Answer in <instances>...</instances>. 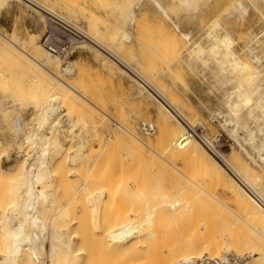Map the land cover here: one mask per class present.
I'll use <instances>...</instances> for the list:
<instances>
[{"label": "rangeland", "instance_id": "rangeland-1", "mask_svg": "<svg viewBox=\"0 0 264 264\" xmlns=\"http://www.w3.org/2000/svg\"><path fill=\"white\" fill-rule=\"evenodd\" d=\"M1 1L3 2L1 3ZM1 1H0V40L2 39L1 34L5 35L8 38L13 39L14 42H16L17 46H12L14 53L11 54V52L9 53L7 49L2 50V42L0 41V166H1L0 168H4L5 170L12 172L16 169V165L19 166L18 163L20 165L21 163L23 164L26 163V167L22 164L26 170V168L30 163L29 160L34 159V161L31 162V164L35 162L37 151L34 149L33 140H31V142L29 143H24V140H26V138H28L29 135L30 137L35 135L38 139H40L42 143H45L46 139L49 137L50 138L54 137V139L55 137H57V139L59 138V142L60 143L62 142L61 145H63V148L59 150L49 151L50 153L47 157L49 158L50 162L52 161L51 176L50 179H47L44 182V184L39 187L40 189H42L41 187L45 186V188L47 189L49 188V190L53 191V193H55L53 195L54 197L53 199L55 198L57 199V201L55 199L56 202H54V204L55 203L57 204L53 205L52 208L48 206L49 204H45L44 202L39 201V210H41L42 218L43 220L45 219L44 221H46L45 224L47 226L44 235L42 236L39 235L40 239L38 242V246L40 245L43 246L44 248L38 249V253L40 255L38 262L40 264L41 262L42 263L44 262L43 264L46 263L50 264L51 261L50 249L52 252L51 245L52 244L59 245L52 240V236H55L56 231L58 232V230L64 229L62 228L63 221L61 220L62 221L61 222L60 220H58V217L60 216V213H62L63 210L65 209L66 212H69L70 210V212L68 213V215H71L72 217V218L69 217L70 219L73 220V218L76 215L77 217L75 218L79 219L78 221H83V222H78L77 219L73 220L74 222L76 221L79 224L80 223L83 224V227L86 226L85 230L86 231L88 230L89 232L92 228H94L92 229L93 233H97V235H95L92 234V232H90L91 235L90 237L89 232L86 233V231L84 230L82 231L83 232L82 233L81 230H83V228L81 230L78 229L80 230L78 233L81 232L80 234L83 236V239L84 238L87 239L88 237L91 240H93V238L94 237L95 238L94 241H92L93 243L88 242L90 241V239L87 240L88 245L87 244L85 245L88 246L89 249L88 247H84V245L82 246L81 244L82 240L80 245L78 243L79 247H77L76 244V248L78 249L82 246L85 249H87V252H90L92 257L93 256H95V258L98 257L96 259L97 264L115 263L113 261L114 257L110 254L107 255L108 252L106 253L107 246L105 244V239L102 235L103 230L109 224V222L110 221L113 222L112 220H110L111 219L110 213H112L113 211L112 208L115 211L117 209L121 211V212L116 211V214L114 211L112 214V217L114 218L115 216L116 217L115 219L119 221L122 218L125 217L129 218L133 216L134 214L133 210L135 209L131 210L130 207L132 208V206H136V203H140L141 205H143V203L146 204L149 203L151 204L150 207L151 206L153 207L156 203L160 202L161 200L158 197V195L167 192H168L167 194L172 197H178L176 196L175 189H172L174 188V183H175V181L172 180L174 178L170 175L173 173L172 172L173 170L171 171L170 169L172 167H170L168 163L166 164L168 155H165L160 151L163 149V147H161L160 145V136L162 132L159 127V113H158L161 104L149 92H146L148 96L147 98L140 97L137 92L138 91L137 86L140 87L139 84L135 82V80L132 79L130 76H128L122 69H120L119 66H117L108 58H106L99 51L88 46L87 45L89 44L88 41L86 42L79 41L75 43V47H74L75 52L69 58V60L65 61V63L59 60L60 62L57 61L58 66H52L53 67L52 72L54 74H51L45 71L44 69L36 66V64L33 63L24 54L23 47H25L26 50H29L31 44H37V46H39L42 51L48 54L41 46L44 35L48 30L51 29V24L47 19V15L45 14V17L42 16L41 14L35 12L34 10H32L31 8H29L28 6H26L25 4H23L18 0H1ZM37 1L43 4L44 6H46L47 8L52 9L53 11L59 13L60 15L65 16L70 21L78 24L83 29L87 30L92 36L95 37L96 35H98L96 36V38H98V40L106 47L111 46L110 48H112L113 46L114 50L118 52L116 54H120L117 56H122L120 57L121 59L124 57L126 58V60L133 62L132 64H139L140 69L134 67L139 73L142 70L149 76L153 77L155 81L166 90L168 95H172L170 97L172 98L174 97L177 100L176 102L178 104L180 103L183 108L185 107L184 113L186 114V116L187 115L189 116L191 123L194 122L192 125L198 126L200 123H202L205 126L207 136L210 137V139L213 142V145L216 147V150L220 151L221 155H223L227 159L234 158L232 160H236L235 162L239 164L245 163L244 165L246 166V168H248L254 174L260 176L262 181L264 182V159H261L259 153L254 150L255 149L254 145L260 144V141L263 138H259V140H255L256 143L254 142L255 144L253 145L251 143L249 144L248 141L249 139L248 137L250 135L251 128L253 127L254 122L246 117V119H249L248 122L245 121L240 122L241 123L239 126L240 131L238 130V132L235 133L232 131L235 128L234 125L235 123L233 124L227 123L224 117V115L227 112L226 111L227 109L224 106V101L226 99V96L229 94V92H232L235 89V87L238 85L239 83L238 81H242V82L248 81L249 77L252 76V74L256 75V71H257L260 74L257 75L258 77L255 80H249L250 83L249 89L253 90L260 86V88L263 89L264 91V16H263L264 0H258L256 3L253 2V0H191L190 5L186 3V0H183V2L182 0H157L165 8L167 15H164V13L157 8V6L152 0H37ZM238 4L242 6L239 7ZM243 9H245V11H243ZM131 12H135L136 18H134V21H131V19L127 18V15H130ZM213 25L215 26L218 25L217 31L219 33L223 35H229L233 39L234 41L232 45L233 50L241 57V59L244 62L248 63L251 66V71H247L244 74L235 73L234 75L230 76V74L227 75L228 73L219 70L215 60L210 59L209 65L204 66L205 64H203L201 61L197 62V60L190 58L189 51L194 43L202 41L201 43L203 45H207L208 43L207 33L210 31L211 26L213 28ZM125 33H128L130 35L131 39L129 41H126L124 39ZM182 33L190 34L191 36L190 41L183 39ZM33 35L34 38L36 37L35 39L32 38ZM58 36L63 39L67 37L62 35L61 33H58ZM249 48H251L252 50L254 49V51H252ZM51 59L55 61L58 60L56 58H51ZM69 62L74 63L73 66L74 69L71 74H68L63 71V69H65L69 65ZM105 62L112 65L115 71L107 67ZM55 75L62 79V83L59 84V89H58L59 91L56 90L55 93L65 92L66 95L63 94L64 95L63 98H65L66 104L68 105L70 104L69 106L76 107L77 108L76 110H78L77 112L79 113L80 118L81 119L83 118L80 124L78 123L76 125L72 133L70 132V123L73 120V116L75 113L73 114V116L69 115L68 112L69 110L67 109V107L69 108V106H67L65 103L59 104L61 105L60 106L61 108L59 109L60 111H58L50 121L52 123L53 122L55 123L57 121L58 123L59 120L58 126L57 125L55 126V124L53 125L52 123H50L49 124L50 126L48 127V125H46L47 124L46 122H44L43 124L41 115H39L41 114L40 108H42L43 105H47L48 104L46 103L47 100H50V98H48L49 94L54 93L52 92L53 90L52 87H54V85L57 83V79ZM232 77L233 79L235 78V80H232ZM30 97L33 98L35 97L34 100H36L35 102L37 104L33 102L34 100H32V98ZM27 100L29 101L27 102ZM253 108L254 106H252V108H249L247 110L251 111V109ZM62 109L63 112H66L63 116H67V120H64L63 116H61L63 113L61 111ZM247 110H245L243 117H245V115L249 113ZM17 114L23 118L22 127L24 133L22 132L23 133L22 136H21V132L20 135L18 136L17 134H14L15 131L12 130L11 127L9 128L10 130L7 128L14 123L15 121L14 118L17 116ZM252 115H255L256 117L259 116L260 125L264 127L263 113L258 110L257 111L255 110L253 111ZM172 116L173 115H171V117ZM226 117L228 116L226 115ZM38 119L40 120V122ZM172 119L175 121V123H179L174 116L172 117ZM226 119H229V117ZM84 122L88 124H85ZM51 124L54 126V128L52 127ZM142 124H149V125L151 124L150 126L154 127L155 132L152 134L147 133L142 128ZM129 125H130L129 130L136 132L143 139L150 140L154 143V145H157L156 147H158V149L156 151H158L159 154L163 155L165 159L159 157L157 154L151 151L143 152V150H137L139 152L140 151L143 152V153L140 152L141 154L145 153L144 157H142L141 154L137 153L136 148L134 149L131 146V142H130L131 137L129 135L128 137L126 134L127 132H125L126 131L125 128L127 129ZM122 126H124V128H122ZM51 128H53V130ZM116 137L117 139H119V142H116L118 141L116 140ZM113 140L116 142V144ZM80 141H84L85 150L79 147ZM102 142L104 144H102ZM118 143H120L121 147H116ZM67 149H69L70 151L68 150L67 152ZM130 149L133 152H130L131 151ZM65 152L69 154L68 158L66 157L67 155L65 156V154H67ZM75 154L79 155V156L76 155L77 157H79L78 159L75 158ZM106 156L107 158L109 156L108 160H106L107 159ZM137 156L139 157V159ZM73 157L78 161L73 159ZM262 157H264V152L262 154ZM72 159L74 161H72ZM63 160H65L67 163L64 164L65 161L62 162ZM115 160L117 162H115ZM102 162L104 166H101L100 167L101 170L100 169L99 170L103 173V175L100 172H98L97 169V167L100 166L99 163L102 164ZM120 162L121 165L119 164ZM82 164H83V168L79 167ZM106 164L107 166L108 165L111 166V164L112 166H116L115 167L116 169L113 168L116 173L109 166L107 168ZM73 167H75V169ZM62 169L63 171H65V173L62 171ZM107 169L114 172L113 173L115 174L114 182L115 180H119L122 178L124 179L125 177H127L129 180L131 178V181L135 180L136 182H138L137 186H141V188L144 187L143 189L146 190L145 191L146 193L140 195L139 196L140 198L139 197L137 198V196H132L131 194H128V192L124 193L125 190L122 189H121L122 192L119 191L120 194L119 193L117 194L116 193L117 191L114 189V191H116L115 193L117 195H120L119 198L117 195H115V198L113 197V199H111L110 198L111 196L110 197L108 196L110 195V191L108 190L109 192L105 191L106 192L105 196L104 198H102L103 200L101 199L102 202L101 201L99 202L100 205L98 203L92 202L93 199L98 197L97 195L98 191L102 192V190L104 189L106 190V187L109 189L108 187L109 185L107 184L109 181L107 182V180H105V183L107 182L106 183L107 185L105 187H102V185L105 184L104 182H102V180L104 179V178L102 179V177L106 174V171L108 174ZM53 170L54 172H52ZM155 170H157V172ZM96 171H97V176H96L97 179L94 180L95 177L94 175H96L95 174ZM57 173H64L61 174L64 175L63 178L60 174ZM98 173H100V176L102 175L101 178L100 176H98ZM107 174L106 176H108ZM109 174L111 176V173ZM121 174H122V178H121ZM59 175L61 176V178L59 177ZM98 177L101 179V181ZM127 178L126 180H128ZM90 179L92 183L93 181L96 180L97 183L98 180L100 181V183H98L99 184L98 187L100 185L101 186L99 188L97 187L96 189L97 192L96 190H92L94 189L93 187L90 189V186L92 184L91 182H89ZM108 179L111 178L108 177ZM126 180L125 182H127ZM135 181H132L133 184L135 183ZM88 184H90V186ZM85 185L86 186L88 185L87 188H89V189H85L86 191L83 190L84 189L83 187L86 188ZM92 185H94V183ZM111 185L113 186L112 182ZM134 185H136V183ZM9 187L10 186L7 183L0 181L1 198L4 199V196H2L4 194L3 192L7 191ZM57 187L58 190H56L55 192V189H57ZM116 187L117 186L113 188ZM39 188H37L36 190L38 191ZM82 190L83 192H81ZM155 190H157L158 193ZM23 192H24V188L21 189V192L18 193L19 196L16 194L15 203L16 201L18 203L19 202L18 200H21L20 197L23 196ZM147 192H149L150 194L149 193L147 194ZM81 193L84 198L80 195ZM151 195L154 196L152 197ZM156 196L160 200L157 199ZM120 197H124L122 198L124 200H122ZM220 197L221 196L219 195V198ZM224 197L225 198L223 199L228 203V206H230L228 208H230L231 211L224 208L226 213L224 214L223 217L221 216L223 221L226 222L230 226V228L235 230V232L238 235H241L242 237L245 238H249L252 241H255L258 235L259 239L261 240L260 235L257 232H255V230L252 229L250 226H247L245 224H243L242 227L239 226L238 222L236 221L237 218L232 213V211L233 212L236 211L234 210L232 201L229 200L228 197L226 196ZM129 198L131 200L130 202H129ZM117 199L119 200L117 201ZM223 199L222 202L223 204H225L224 203L225 201H223ZM4 200H6L5 202L3 201L6 204L7 198H5ZM109 200L112 201L115 200L117 202L115 203L113 202L114 205H112V203L110 204V202L112 201ZM228 200L231 203H229ZM103 201L105 202L109 201L108 203L106 202V204L107 207L111 206V208L109 207L105 208L106 206ZM122 201L123 202L126 201L125 202L126 205L125 203L124 205H121L123 203ZM76 203L77 205L75 206L74 204ZM227 203L225 205H227ZM87 204L88 205L93 204V205L92 206L89 205L90 207H88ZM95 204H98L100 208L103 206V208H101L99 215V218L100 216L102 217L100 218V221L101 219L103 220L101 222L102 225L101 223L96 222L97 220L96 217L98 218L96 211L98 212L99 210L94 209L96 208V206H98V205L95 206ZM71 206L73 209L71 208ZM114 206L115 207L119 206V207L115 208ZM126 206L127 207L129 206V208H127ZM54 208H56V210L58 211L57 213ZM125 208L129 209L130 212L128 213L127 211L129 210L126 211ZM71 209L72 210L75 209L74 212L76 213L74 214L73 211L71 212ZM107 209L109 210L107 211ZM105 210L107 211L108 216L107 213H103L105 212ZM92 211L95 214V216H92L94 215L92 214ZM3 213L4 214L1 215L2 211H0V237L2 236L3 230L5 231L9 230L10 229L9 227H11V225L13 224L11 222L12 219L10 220V218L7 220L8 223L7 227L6 226L4 227L1 224V219L6 218L8 210L6 211V214L5 212ZM199 213L200 214L197 213L196 216H194V218L196 217L197 220L199 218H202L203 212L202 213L199 212ZM57 214H59L58 217L56 216ZM124 214L127 215L130 214V215L124 217L123 216ZM102 215L104 216L106 215V218ZM118 216L120 218L122 216L123 217L120 219ZM46 217H49V219H47ZM204 217L206 218V216ZM59 218L61 219V217ZM89 218L91 220L94 218L95 220L93 219L92 221H95L97 225L100 224L101 225V226L99 225L100 228L97 225L96 226L98 228L93 227L96 223L91 221L92 224L93 223L94 224L91 226L90 229L88 227L90 226L91 223ZM50 220L53 223H50ZM58 221L59 223L61 222V225H59L60 227H58ZM78 223L76 225L77 227L74 225L75 229L78 228L79 226ZM168 226L164 225L160 228L163 229L165 227L166 229V227ZM74 227L72 226L71 228L72 232L74 231L73 229ZM103 227L104 229H102ZM95 229L99 230V232L98 231L95 232ZM78 230H75V232ZM26 231L30 235H33L34 233L40 234L38 230L32 229L30 225L27 226ZM83 234H86L87 237H85ZM98 235L100 239L97 237ZM1 238L2 239H0V250L4 249L5 251L7 248V243L5 242L3 237ZM1 242L3 243V245ZM159 243L158 244L156 243L157 248L160 247L159 245L163 246L161 243L160 244ZM261 243L263 244V247H261L262 249H260V251L262 250L264 252V242ZM147 246H148L147 243L145 244L139 243L137 249L139 250L145 249ZM97 247L98 248L100 247L101 250L100 248L97 249ZM137 249L135 251H137ZM92 250L94 251L96 250V252ZM159 250H161V248H159ZM141 251H143V253ZM262 251L260 253H263ZM3 252L0 251V258L5 254V252L4 253ZM144 253H145L144 250H140L138 253L139 256L137 258H136L137 255H133V256L136 258L138 262L139 259L141 258L140 261L142 262L140 263L147 262L145 264H156L155 262L157 261V259L156 261L153 262L150 261L149 259L147 260L144 259L146 254ZM240 254L241 257L239 253H236L235 251L222 250L220 251L219 254H217V256H219L217 257V256H211V254L209 253H205L204 263L215 264L213 263L215 261L222 264H247L252 259L251 258L252 256L250 255V253L248 254L247 251L243 252V254L242 253ZM141 255L142 256L144 255L143 259L146 260L145 262L144 260H142ZM146 255L147 258L149 255L148 254ZM208 257L209 258L217 257L218 259L217 260L215 259L214 261L213 260L209 261ZM95 258H93L92 260L96 264ZM131 258L129 259L132 261L133 257ZM135 258L133 260L134 262H135ZM120 259L121 258H114L116 262L119 261ZM133 261L132 264L134 263ZM38 262L37 264H39ZM136 262L135 264L138 263ZM161 264H163V262Z\"/></svg>", "mask_w": 264, "mask_h": 264}, {"label": "bare ground", "instance_id": "bare-ground-1", "mask_svg": "<svg viewBox=\"0 0 264 264\" xmlns=\"http://www.w3.org/2000/svg\"><path fill=\"white\" fill-rule=\"evenodd\" d=\"M18 1L22 2L23 4H25L26 6H28L29 8H31L35 12H38L39 14H41L44 17H45V12H50V13L59 15L60 17L64 18L68 22L74 24L75 26H79L78 24L67 19L65 16L60 15L59 13L53 11L52 9L47 8L46 6H44L43 4L38 2L37 0H18ZM152 1L155 3L157 8L164 13V15H167L165 8L163 7V5L159 1H157V0H152ZM257 1L258 0H253V2H255V3ZM2 2L3 1H1V3ZM182 2H183V0H182ZM186 3L190 5L191 0H186ZM195 3H196V1H195ZM240 4H238L239 7L242 6ZM118 7H119V5H118ZM243 11H245V9H243ZM123 14H125V13H123ZM121 16H122V14H121ZM135 16H136L135 12H131L130 15H127V18L131 19V21H134V18H136ZM217 27H218V25H216V26L213 25V28H212V26L210 27V31L207 33L208 34L207 45H203L201 43L202 42L201 41V42H196L191 46L190 51H189L190 54L188 53L190 55V58L197 60V62L201 61L203 64H205L204 66L209 65L210 59L215 60L216 65L219 68V70H221L225 73H228L227 75L230 74V76L234 75L235 73L244 74L247 71H251V66L248 63L244 62L241 59V57L233 50V48H232V45L234 43L233 39L229 35H223V34L219 33L217 31L218 30ZM83 31L87 35V38H88L87 41L89 42V44H87L88 46L99 51L106 58H108L113 63H115L117 66H119L120 69H122L128 76H130L132 79L135 80V82H137L139 84L140 87L137 86V89H138L137 92H138V95L140 97L147 98L148 96H147L146 92H149L161 104L160 109L158 108L159 109L158 113H159V127H160V130L162 132L161 136H160V145H161V147H163V149L160 151L163 154L168 155V159L166 160V164L168 163V165L173 168V169L170 168L171 171L173 170L172 171L173 173L170 175L174 178L172 180L175 181L174 188H172V189H175L176 196H178V197H172V196L167 194L168 192L162 193V194L158 195V197L161 200L156 196L157 199L160 200V202L156 203L153 207L152 206L150 207L151 204H149L147 201L146 202L148 204L143 203V205L135 202L136 206H132V208L130 207L131 210L135 209V210H133L134 211L133 216L129 217V218L125 217V216L130 215V214L127 215L130 212V210L127 209V208H129V206L128 207L126 206L127 207V208H125L126 211L127 210H129V211H127L128 212L127 214L123 215L125 218H122L123 217L122 216L121 217L122 219H121L118 216L121 219L119 221L117 219H115L116 218L115 216H114V218L112 217V214L115 211L112 208L113 211L111 210L112 213H110L111 214L110 220H112L113 222L110 221L111 223L109 222V224L105 227V229H104V227L102 228V229H104L102 232V235L105 239V244L107 246V248H106L107 251L105 250L106 253L108 252L107 255L110 254L114 258H121V259L119 261H117L118 262L117 263L113 258V261L115 263H111V264H132V261L135 258L133 255H137L136 256V258H137L139 256L138 253L140 250H144V252L150 256V257L148 256L149 258L148 257L146 258L147 255L144 253L145 258L143 257L144 255L143 256L141 255L142 260L149 259L150 261L153 262V261H156V259H157V261L155 262L156 264L158 262H161V263L163 262V264H205L204 263L205 262L204 254L205 253H209V254H211V256H217V254H219L220 251H222V250L235 251L236 253H239L240 257H241L240 253L243 254V252L247 251L248 254L250 253V255L252 256V257L249 256L252 259L247 264H264V252L261 250L263 253H260L261 252L260 249H262L261 247H263V244L261 242H264V182L262 181L261 177L258 176L257 174H254L252 171H250L248 168H246V166L244 165L245 163L239 164V163L235 162L236 160H232L234 158H232V159L228 158L227 159L223 155L220 154V151H217L216 155L213 154L212 152H210L208 147H206V144L207 145L211 144L213 146V142L210 139V137H206V136L203 137V141L206 143L205 144L204 142H202L200 139L196 138L195 136H190V134H191L190 128L193 129V128H196L197 126L192 125L194 122L191 123L189 116L188 115L186 116V114L184 113L185 107L183 108L180 103L178 104L176 102L177 100L174 97L173 98L175 100L172 97H170L172 95H168L166 90L161 85H159L153 77L149 76L148 74H146L142 70H141V72H140L141 74H140L134 68V67H137V69H140L139 64H132L133 62L126 60V58H124V57L121 59L120 57H122V56H117L120 54H116L118 52L116 50H114L113 46H112V48H110L111 46L106 47L104 44H102L98 40V38H96V36H98V35H96L94 37L87 30L83 29ZM97 34H98V32H97ZM1 36H2V39L0 41L2 42V50L7 49L9 51V53L10 52H11V54L14 53L12 46H17L16 42H14L13 39H10L5 35L1 34ZM182 36H183V39L190 41V38H191L190 34L182 33ZM32 38H34V35L32 36ZM124 39L126 41H129L131 39V37L128 33H125ZM41 46L44 49L42 44H41ZM251 47H253V46H251ZM249 49H251V48H249ZM252 51H254V49ZM23 52L33 63L36 64V66L44 69L45 71H47L51 74H54L52 72V68H53L52 66H58L57 61H59V60L62 62V60L59 57L50 55L48 53V51H46L48 53V54H46L44 51H42L40 49L39 46H37V44H31V47L29 48V50H26V48L23 47ZM51 58H56L58 60L55 61V60H52ZM123 59H125V60H123ZM255 59H256V57H255ZM127 63H129V64H127ZM136 63H137V61H136ZM105 64L107 67H109L110 69L115 71V69L112 65H110L107 62H105ZM73 66H74V63L69 62V65L65 69H63V71L68 73V74H71L73 72V69H74ZM258 74H260V73L256 71V75L252 74V76H250L248 81H246V82L238 81L239 83L235 87V89L232 92H229V94L226 96V99L224 101V106L227 109L226 114L224 112V114H225L224 117H225V120L227 123H232V124L235 123L234 125H235L236 130H235V128L232 130L235 133H237L239 130V126L241 124L240 122H242V121L248 122L249 119L254 122L253 127L251 128L250 135L248 137L249 138L248 141H249V144L251 143L253 145L256 143L255 140H259V138H263L260 141V144H255L256 146L254 145L255 149L254 148L253 149L259 153V156L261 157V159H264V157H262V154L264 152V127L262 125H260V117L259 116L256 117L255 115H252L253 111H255V110L262 112L264 115V91H263V89L260 88V86L256 89H253V90L249 89V84H250L249 80H255L258 77L257 76ZM56 79H57V83L54 85V87H52L53 88L52 92H54V93H52V94L50 93L51 95L49 94V96H48V98H50V100H47V102L45 101L48 104L43 105L42 108H40L41 114H39V115H41V119H42L43 124H44V122H46L47 123L46 125H48V127L50 126L49 124L52 123V122H50L52 120V117L55 116L58 111H60L59 109L61 108L60 107L61 105H59V104H61V103L66 104L65 98H63L64 97L63 94H65V92L64 93H60V92L55 93V91L59 89V84L62 83L61 78L56 76ZM232 80H235V78L233 79V77H232ZM46 97H47V94H46ZM30 98H32V100L35 99V97L34 98L30 97ZM143 100H145V99H143ZM28 101L29 100H27V102ZM35 101L36 100H34L33 102H35ZM32 103H31V105H32ZM66 105L69 106L70 104L69 105L66 104ZM252 106H254V108L251 109V111H248L247 109L252 108ZM14 107H15V105H14ZM67 109L69 110L68 111L69 115L73 116L74 113L76 114V115L74 114L73 120L70 123V132L72 133L74 131V128L76 127V125L78 123L80 124V122L82 121L83 118L82 119L80 118L79 113L77 112L78 110H76L77 109L76 107L69 106V108L67 107ZM245 110H247L249 113H247V115H245V117H243ZM170 114L173 115L178 120L179 123H175V121L172 119L173 116L171 117ZM226 115L229 117V119H226V118H228V117H226ZM37 116H38V114H37ZM246 117L249 119H246ZM193 119H194V117H193ZM14 120H15L14 123L11 124L12 126L10 125L7 128L9 129L11 127L12 130L15 131L14 134H17L18 136L20 135V132H21V136H22L24 133L23 127H22L23 118L17 114V116L14 118ZM194 121H195V119H194ZM39 122H40V120H39ZM56 123H57V121L55 123L53 122L52 124L53 125L55 124V126L56 125L58 126L59 120H58V123L57 124ZM85 124H88V123H85ZM53 125H52V127L54 128ZM6 126H8V125H6ZM53 128H51V129L53 130ZM122 128H124V126H122ZM129 128H130V125H129V127H127V129L125 128V130H126L125 132H127L126 133L127 136L129 135L131 137L130 142H131L132 148H134V149L136 148V151L137 150H143V152L151 151V152H154L155 154H157L159 157L165 159V157L163 155L159 154L158 151H156L158 149V147H156L157 145H154V143L150 140L143 139L136 132L129 130ZM54 135H57V134H54ZM186 136H188V140H187V142H183V139ZM51 138H53V139H51ZM51 138L50 137L47 138L46 142L44 140L45 143H42L40 141V139H38L35 135H33L31 137L29 135V137L26 138V140L22 139V140H24V143H29V142H31V140H33L34 149L37 151L36 152L37 156H36L35 162L32 164L30 162L28 167L26 168V170L24 168V166L26 167V163L23 164L21 162H20L21 165L18 163L19 166L16 165V169L12 172L5 170L4 168H0V181L5 182L10 186L7 189V191L3 192L4 193L3 195L1 194L2 196H4V199L7 198L6 204L4 203L6 200H4L3 198L0 197L1 198V200H0L1 201L0 202V211H2L1 215L4 214L3 212H5V214H6V211L8 210L6 218L1 219V224L4 227L5 226L7 227V224H8L7 220L9 218H10V220L12 219L11 222L13 223L11 225V227H9V225H8V227L10 228L9 230H7V231L3 230V232H2L1 237H3L5 242L7 243V248L5 251H4V249L0 250L2 252L3 251L5 252V254L0 258V264H37V262L39 260V256H40L38 253V249L44 248L43 246H40V245H39L40 247L38 246V242L40 239L39 235H41V236L44 235V233L46 232V226H47L45 224L46 221H44L45 219L43 220V218H42V212H41V210H39V201H42L45 204H49L48 206L52 207L53 205L57 204V203L54 204V202H56L57 199L55 198L56 201H55V199H53L54 198L53 195L55 193H53V191L49 190V188L47 189L44 186V187H41L42 189H40L39 187L41 185H43L47 179H50V176H51V162L52 161L50 162L49 158L47 157L50 153L49 151L50 150H59V149L63 148V145H61L62 142L61 143L59 142V138L58 139H57V137H55V139H54V137H51ZM43 139H44V137H43ZM116 140H118L116 142H119V139H117V137H116ZM128 141H129V138H128ZM116 142H115V144H116ZM33 144H31V145H33ZM102 144H104V143L102 142ZM118 145L116 147H121L120 143H118ZM77 146H78V144H77ZM79 147L81 149L85 150L84 141L79 142ZM103 149H104V147H103ZM68 150L69 149H67V152H68ZM67 152H65V153H67ZM130 152H133V151L131 150ZM140 152L137 151V153H139V154L143 153V152H141V153ZM68 155H69L68 153L65 154V156L67 158H68ZM76 155L77 154H75V158L78 159L79 157H77V156H79V155H77V156ZM141 155H142V157H144L145 153L141 154ZM65 156H63V157H65ZM85 156H86V154H85ZM149 156H150V154H149ZM80 157H82V156H80ZM29 158H31V157H29ZM75 158L73 157V159H75ZM106 158H107V156H106ZM108 158H109V156H108ZM108 158L106 160H108ZM73 159H72V161H74ZM138 159H139V157H138ZM151 159H152V157H151ZM33 161H34V159H33ZM64 161L65 160H63L62 162H64ZM76 161H78V160H76ZM142 161H144V160H142ZM115 162H117V161L115 160ZM66 163L67 162L65 161L64 164H66ZM58 164H59V162H58ZM119 164L121 165V162ZM161 164H163V163H161ZM99 165L100 166L97 167L98 172H100L103 175V173L100 171L101 170L100 167L104 166L103 162H102V164L99 163ZM117 165H118V163H117ZM154 165H156V164H154ZM106 166H107V164H106ZM108 166L110 168H112L113 171H114L113 168L116 167V166H112V164H111V166L110 165H108ZM108 166H107V168H108ZM131 166H133V165H131ZM142 166H143V163H142ZM63 167H64V165H63ZM63 167H60V168H63ZM79 167L83 168V164ZM60 168H59V170H60ZM73 168L75 169V167H73ZM103 168H105V167H103ZM89 169H90V167H89ZM109 169H107L108 174H107V171L105 170L106 174L108 176H106V174L104 176H106L107 178L104 176L102 177V175L100 176V173H98V176H100V178L101 177H102V179L104 178L103 179L104 181L102 180V182L105 183V180H107V182L109 181L108 183L106 182L109 185L108 186L109 189L106 187V190L104 189V190H102V192H99V191L97 192L96 189H97V187L99 185L98 183H100L101 179L98 177L100 179V181L98 180V183L96 182L97 180L93 181L94 185H92L93 183H92L91 179H90V181L88 180L89 182L92 183V184L90 183L91 186H90V184H88L90 186V189L93 187L94 189H92V190H96L97 195H98V197L93 199L92 202L98 203L100 205L99 202L101 201L102 198H104L105 193H106L105 191H107V192L110 191V195H108L109 193L107 195L109 197L111 196L110 197L111 199H113V197L115 198V195H117L118 193L120 194V192H122L121 189L125 190L124 193L128 192V194H131L132 196H137V198L140 195L146 193L145 192L146 190L143 189L144 187L141 188V186H137L138 182H136L135 180H132V181H135V183H136V185H134L135 183L133 184V182L131 181V178H130V180L127 177H125L123 179L122 174H121L122 179L115 180V182H114V175L115 174H113V173L115 171L112 172ZM117 169H119V168H117ZM94 170H95V168H94ZM62 171H63V169H62ZM77 171H78V169H77ZM155 171L157 172V170H155ZM52 172H54V170ZM63 172L65 173V171H63ZM119 172H120V170H119ZM143 172H144V170H143ZM64 173H57V174L61 175ZM109 173H111V176ZM124 173H126V172H124ZM163 173H165V172H163ZM95 174L96 175H94L95 176L94 180L97 179L96 178L97 171ZM60 175H59V177L61 178V176H62V178H63L64 175H61V176ZM126 175H129V174H126ZM108 177L111 179H108ZM126 178L129 181L126 180ZM92 179H93V177H92ZM120 180H122V181H120ZM125 180L127 182H125ZM48 181H50V180H48ZM111 182H112L113 186L111 185ZM106 183L105 184L101 183V184H103L102 187H105L107 185ZM114 183L115 184L117 183V184L115 185ZM95 185H97V186H95ZM56 186H54V187H56ZM87 186H86V188L83 187L84 189L83 188L82 189L84 191H86L85 189H89V188H87ZM115 186H117L116 187L117 189L113 188ZM102 187H101V189H102ZM23 188H24L23 196L20 197L21 200H18L19 202L20 201L21 202L17 203V201H16V203H15L16 194L18 195V193L21 192V189H23ZM37 188H39L38 191L36 190ZM62 188H64V187H62ZM114 189L117 192L114 191ZM118 189H120V190H118ZM56 190H58V187H57V189H55V192H56ZM83 190L81 192H83ZM147 191H148V189H147ZM155 191H157V190H155ZM92 192H95V191H92ZM113 193H115V194H113ZM148 193L149 192H147V194ZM157 193H158V191H157ZM56 195H55V197H56ZM80 195L82 196V193ZM90 195H91V193H90ZM219 195L221 196L220 197L221 200L219 198ZM117 196L119 198L120 195H117ZM123 196H124V194H123ZM151 196L153 197L154 195H151ZM224 196L228 197L229 200L232 201L234 210H236L235 212L232 211V213L237 218L236 221L238 222L239 226L242 227L243 224L250 226L252 229L255 230V232H257L260 235L261 240L259 239L258 235H257V239L255 241H252L249 238L242 237L241 235H238L235 232V230L230 228V226L226 222L223 221L221 216L223 217L224 214L226 213L224 208L231 211V209L228 208L230 206H228V203L223 199V198H225ZM120 198L122 199L124 197H120ZM222 199H223V201H225L224 202L225 204L227 203V205L223 204ZM59 200H60V197H59ZM115 200L114 201L109 200V201H112V202H110V204L112 203V205H114V203L117 202L119 199H117V201H115ZM122 200H124V199H122ZM125 200H126V198H125ZM130 201L131 200L129 198V202ZM87 202H89V201H87ZM103 202L105 203V206H106L105 208H108L109 206L107 207V204H106L107 201L106 202L103 201ZM125 202H123L121 205H124ZM90 203H91V201H90ZM120 203H121V201H120ZM131 203H133V202H131ZM199 203H201V204H199ZM229 203H231V202L229 201ZM98 204H95V206ZM144 204H146V205H144ZM232 204H231V206H232ZM74 205L76 206L77 203ZM89 205H91V204H89ZM89 205H88V207H90ZM99 205L96 206V208H94L96 210H99L98 211L99 213L95 210L98 218L100 215L101 208H103V206L100 208ZM125 205H126V203H125ZM127 205H129V204H127ZM81 206H82V204H81ZM118 207H115V208H118ZM123 207H125V206H123ZM71 208H72V206H71ZM109 208H111V206ZM54 209L56 210V208H54ZM72 209H71V212L72 211L74 212L75 209L74 210H72ZM108 210L109 209H107V211ZM107 211L105 210V212H103V213H107ZM116 211H120V210L117 209ZM116 211H115V214H116ZM143 211H144V213H143ZM57 212L58 211L56 210V213ZM69 212H70V210H69ZM69 212H66L64 209L63 212L60 213V216H59V214L56 215L57 217L58 216L61 217V219L58 217V220L63 221L62 228H64V229L58 230V232L56 231L55 236H52V240L59 245H56V244L51 245L52 246V252L50 249V253H51L50 264H95V262L92 260L93 258H95V256L92 257L90 252H87V249L84 248V247H88L85 244H87V240L90 238H88L86 236V234H83L85 237H87V239H85V238L83 239V236L80 234L82 231H84L86 229V226L83 227V224L78 223V222H83V221H78L79 219L75 218V217H77L76 215L73 218V220L77 219L78 222H76V221L74 222L72 219H70L69 217H71V215H68ZM84 212H85V210H84ZM199 212H201V213L203 212L202 218L198 217L199 219L197 220L196 217L194 218V216H196L197 213L200 214ZM75 213L76 212H74V214ZM92 214H94L93 211H92ZM49 215H50V213H49ZM92 216H95V214ZM102 216H104V215H102ZM107 216H108V213H107ZM204 216H206V218ZM53 217H52V219H53ZM104 217L106 218V215ZM46 218L49 219V217H46ZM98 218L96 217V219H97L96 222L101 223L103 220L101 219V221H100V218H102V217L100 216L99 220H98ZM81 220H84V219H81ZM92 220L90 219V222ZM104 220H106V219H104ZM61 222L59 223V221H58V227H60L59 225H61ZM92 222H95V221H92ZM92 222L90 223V226H88L90 229H91V226L94 224V223L92 224ZM47 223H48V221H47ZM50 223H53V222H51V220H50ZM77 223L79 226L77 229H75L74 225L76 226ZM55 224H57V223H55ZM28 225H30L32 229L38 230L40 232V234H37V233H34L33 235L28 234L26 231V228ZM96 225H97V223L93 227L98 228L100 224L97 225L98 227ZM101 225H102V223H101ZM164 225H167V226L169 225V226L166 227V229H165V227L163 229L160 228ZM172 225H173V227H172ZM72 226L74 227L73 232L71 231ZM103 226H105V225H103ZM53 227H55V226H53ZM79 227H81V228H79ZM82 228H83V230H81ZM78 229L81 230L80 233H78L80 231ZM92 229H94V228H92ZM92 229L90 230V232H92V234L97 235V233H93ZM102 229H100V230H102ZM75 230H78V231H76L77 233L75 232ZM97 231L99 232V230L95 229V232H97ZM88 232L89 231L87 230L86 233H88ZM90 232H89V235H90ZM1 237H0V239H2ZM90 237H91V235H90ZM97 237L99 238V235ZM94 238H93V240L90 239L91 242L90 241H88V242L93 243L92 241H94ZM81 240H82V243H81ZM143 240H144V242H143ZM95 241H97V240H95ZM83 242H84V244H83ZM159 242L163 245V246L159 245L160 246L159 248H161V250H159V248H157V246H156V243L158 244ZM78 243H79V245L81 243L82 246L84 245V247L81 246L80 248L77 249L76 244H77V247H79ZM139 243H143V244L147 243L148 246L146 248H148V249H146V248L140 249V250L137 249V246H139ZM2 245H3V243H2ZM4 247H5V245H4ZM99 248L97 247V249H99ZM88 249H89V247H88ZM95 249H96V247H95ZM136 249H137L138 253H137V251H135ZM100 250H101V248H100ZM92 251H94V250H92ZM94 252H96V250ZM141 252L143 253V251H141ZM141 252H140V254H141ZM98 253H99V251H98ZM112 256H111V258H112ZM131 257H133L132 261L129 259ZM217 257H219V256H217ZM217 257H211V258L208 257V259H209V261L210 260L214 261L215 259L216 260L218 259ZM97 258H95V261ZM109 258H110V256H109ZM136 258H135V262L137 261ZM140 259H139V262L137 261L138 263L142 262V261H140ZM151 259H154V260H151ZM146 260H144V262ZM159 260H161V261H159ZM104 261H105V259H104ZM135 262L133 264H135ZM43 263L41 262V264H43ZM145 263H147V262H145ZM145 263H140V264H145ZM161 263H158V264H161ZM46 264H48V263H46ZM96 264H97V261H96Z\"/></svg>", "mask_w": 264, "mask_h": 264}, {"label": "built area", "instance_id": "built-area-1", "mask_svg": "<svg viewBox=\"0 0 264 264\" xmlns=\"http://www.w3.org/2000/svg\"><path fill=\"white\" fill-rule=\"evenodd\" d=\"M45 14L47 15V19L51 24V29L48 30L44 35L42 45L50 55L59 57L62 62L65 63V61H68L69 58L74 54L75 43L79 41L86 42L88 40L87 35L84 33L81 26H75L59 15L53 13L45 12ZM58 33H61L67 37L65 39L60 38ZM61 111L63 112V109ZM65 113L66 112H63L61 116H63ZM63 119L67 120V116H63ZM142 128L149 134L155 132V129L149 124H142ZM190 132V136H195L202 142H204L203 137H208L205 126L202 123H200L196 128H190ZM187 140L188 136L183 139V142H187ZM206 147H208L210 152L213 154H217V150L214 145L212 146L211 144H206ZM30 162H33V159H31ZM213 263L222 264L215 261Z\"/></svg>", "mask_w": 264, "mask_h": 264}]
</instances>
